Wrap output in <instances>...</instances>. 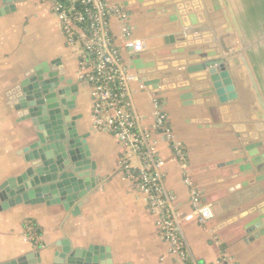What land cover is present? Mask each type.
Returning <instances> with one entry per match:
<instances>
[{"label": "crops", "instance_id": "1", "mask_svg": "<svg viewBox=\"0 0 264 264\" xmlns=\"http://www.w3.org/2000/svg\"><path fill=\"white\" fill-rule=\"evenodd\" d=\"M107 2L126 18L127 34L118 16L109 19V34L123 62L129 66L139 57L143 65H153L143 76L156 84V90L144 86L133 70L136 78L129 89L134 108L143 126L152 131L151 141L163 161L166 191L182 211H187L191 190H196L214 211V218L205 225L183 226L191 255L198 264H222L223 258L230 264H264V236L251 243L244 241V225L264 206V181L240 187L254 177L240 173L238 165H226L243 146L239 137L264 133V35L245 29V24L249 25L240 0ZM166 8L168 14L164 13ZM172 16L178 20L193 17L195 25L189 30L200 32L185 36V44H181L177 39L179 21L171 22ZM126 40L140 42L141 51L133 54L125 48ZM225 43L230 47L224 54ZM198 52L214 55L207 59H228L226 68L235 99L220 103L210 84L201 88L211 89L209 98L193 97L192 106H183L179 97L191 94L194 87L192 80L181 78L185 69L181 64L201 62V58L190 60L194 57L190 55ZM78 58L79 46L68 44L51 4L0 0V185L33 167L18 154L35 140L30 121L21 120L25 111L15 110L18 86L36 66L51 62L59 65L52 70L77 85L75 109L70 115L81 117L76 121L77 133L88 134L86 144L95 165L91 171L94 187L68 211L61 205L45 203L20 204L0 211V264L29 253L39 256V264H51L59 250L56 244L63 240L73 249L103 247L105 264H180L162 239L159 218L149 212L145 195L119 166L125 146L93 129L91 91L79 78ZM157 112L167 117L174 141L183 148L185 166L174 158L170 143L153 129ZM218 124L219 129L214 127ZM130 162L134 169L141 167L135 154ZM75 206L78 213L73 215ZM26 219L41 228L39 248L25 236Z\"/></svg>", "mask_w": 264, "mask_h": 264}, {"label": "water", "instance_id": "2", "mask_svg": "<svg viewBox=\"0 0 264 264\" xmlns=\"http://www.w3.org/2000/svg\"><path fill=\"white\" fill-rule=\"evenodd\" d=\"M163 1L158 0L159 3H164ZM167 9H164L165 14L169 13ZM169 20L175 23L178 18L172 16ZM178 21L180 27L177 39L181 44H185V36L200 32L189 30V26L195 25L193 17L185 16ZM225 44L222 48L224 54L230 47L228 43ZM190 56L194 57L190 58ZM190 56V60L201 58L202 61L187 66L185 63L181 64L185 68L181 78L192 80L194 87L191 94H183L179 97L183 106H192L193 97L197 100L210 97L211 89L203 90L201 89L203 85L209 87L211 84L220 103L236 98L234 86L226 68L227 58L207 59L214 55H201L199 52ZM52 66L58 67V62L36 66L33 73L19 83L20 97L15 110L25 111L26 114L21 120L30 121L35 140L19 150L18 154L23 155L25 162L32 164L33 167L27 168L16 178H9L0 185V211L20 204L41 203L47 206L61 205L64 211H68L95 185V179L91 177V171L95 169V165L90 161L86 144L88 134L77 133L76 121L81 117L70 115V112L75 109L77 85H74L71 80H65L57 70H52ZM128 68L141 77L140 82L149 90H156V84L148 83L147 78L143 76L144 70L153 69L151 63L143 65L141 59L137 57L130 62ZM61 84L64 86L59 87ZM225 91L229 95H226ZM214 127L219 129L221 125ZM239 138L243 146L234 159L228 161L226 165H238L240 173L254 177L240 187L264 181V133L251 135L250 138L249 136ZM73 211V215L78 213V208L75 206ZM244 232L245 243H251L264 236V206L256 211L255 218L244 225ZM56 246L59 250L54 253L51 264H105L103 247L89 246L86 250L73 249L66 240L57 243ZM39 263V256L29 253L3 264Z\"/></svg>", "mask_w": 264, "mask_h": 264}, {"label": "built area", "instance_id": "3", "mask_svg": "<svg viewBox=\"0 0 264 264\" xmlns=\"http://www.w3.org/2000/svg\"><path fill=\"white\" fill-rule=\"evenodd\" d=\"M40 1L51 4L68 44L79 46V78L90 87L93 129L114 137L125 146L119 166L125 177L145 195L149 212L159 218L162 239L180 264H198L189 251L182 228L190 223L205 225L212 220V206L202 202L200 193L192 189L189 210L182 211L164 187L163 161L151 141L152 131L143 126L131 98L129 84L136 74L123 62L109 34L112 16L120 18L123 32L127 34L125 16L117 8H110L107 0H65L66 4L61 0ZM76 4L82 10H76ZM125 48L137 54L142 45L126 40ZM90 54L93 58L88 57ZM153 129L170 143L174 158L185 166L183 148L174 141L163 113H156ZM133 154L140 160L138 169L132 168L130 157ZM30 230L24 229L26 238ZM224 262L230 264L223 258L221 263Z\"/></svg>", "mask_w": 264, "mask_h": 264}, {"label": "trees", "instance_id": "4", "mask_svg": "<svg viewBox=\"0 0 264 264\" xmlns=\"http://www.w3.org/2000/svg\"><path fill=\"white\" fill-rule=\"evenodd\" d=\"M63 4H66L65 0H61ZM245 15H246V29L249 28L254 30L255 32H261L264 34V0H243ZM76 10H82L80 5L76 4ZM89 58H93L90 54ZM23 228L26 230L27 228H31L30 232L27 234V238L29 242L32 243L33 246L39 248L41 246V228L34 222L32 219H26L23 222Z\"/></svg>", "mask_w": 264, "mask_h": 264}, {"label": "flooded vegetation", "instance_id": "5", "mask_svg": "<svg viewBox=\"0 0 264 264\" xmlns=\"http://www.w3.org/2000/svg\"><path fill=\"white\" fill-rule=\"evenodd\" d=\"M243 9H244V12H243V16L245 17V19H246V15H245V8H244V6H243ZM249 27V26H248ZM246 29V28H245ZM249 30H251V31H254V30H252V29H249ZM255 32V31H254ZM261 33V32H260ZM262 34V33H261ZM264 35V34H263Z\"/></svg>", "mask_w": 264, "mask_h": 264}, {"label": "rangeland", "instance_id": "6", "mask_svg": "<svg viewBox=\"0 0 264 264\" xmlns=\"http://www.w3.org/2000/svg\"><path fill=\"white\" fill-rule=\"evenodd\" d=\"M239 5H241L242 7L244 6V4H243V0H240ZM206 204H207V203H206ZM212 210H213V208H212ZM213 213H214V211H213ZM27 239H28V238H27Z\"/></svg>", "mask_w": 264, "mask_h": 264}]
</instances>
